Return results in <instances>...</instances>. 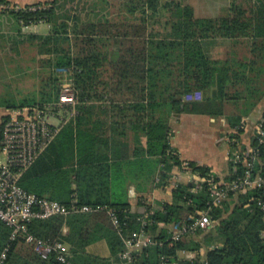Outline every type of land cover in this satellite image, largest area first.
Here are the masks:
<instances>
[{"label": "trees", "instance_id": "trees-1", "mask_svg": "<svg viewBox=\"0 0 264 264\" xmlns=\"http://www.w3.org/2000/svg\"><path fill=\"white\" fill-rule=\"evenodd\" d=\"M245 1L251 0H232L227 16L210 18L196 17L194 7L184 0H126L124 7L136 17L117 20L107 17L98 1L94 2L89 16L83 17L60 0L18 7H11L9 0H0L7 5L4 12L15 18L18 30L23 25L49 24L48 33L31 32L26 40L36 43L41 54H49L55 66L68 69L78 100L74 107H66L73 113L62 123L47 149L22 174L20 184L31 193L67 205L77 199L79 205L115 209L123 223L119 231L106 208L35 218L28 222V233L50 242L66 243L70 247L68 264H164L166 259L175 263L184 249L196 251L197 257L192 261L180 258V264H264V209L258 205L263 196L261 188L232 191L222 205L212 206L211 213L218 223L210 233L200 238L205 231L198 230L173 241L170 224L192 214L200 215L211 206L209 182L200 181L201 187L195 189L196 179L177 181L172 202H164L159 208L147 205L146 213L132 211L131 204L108 174L110 160L127 159L130 153L121 154L109 146L100 148V137L92 128V105L88 103L104 95L124 97L125 111L133 110L136 115L131 119L136 140L142 143L141 133L146 136V143L134 149L133 155L147 153L159 157L161 184L171 183L176 166L208 180L213 176L211 167L192 160L188 161V167L184 166L185 161L171 144L168 116L184 110L222 112L230 67L210 59L201 40L211 36L264 37V1L244 5ZM105 66L110 71L107 70L109 75L104 78ZM215 83L221 93L219 101L205 96V91ZM61 89L55 78L48 89L41 91L40 98L0 97V106L50 107L56 115L61 110L55 106ZM196 91L204 93V100L183 99ZM157 109L163 110V115L155 117L153 113ZM230 122L235 128L230 134L233 158L243 127L240 117L230 118ZM252 147L258 152L254 159L246 162L243 158L238 162L230 159L227 182L245 175L250 164L254 175L264 176V135L256 133ZM142 230L152 233L158 243L143 249L134 261H123L120 257L125 248L123 238ZM11 234L12 228L0 218V255L10 247L8 264H67L57 259L56 252L43 258L25 235L13 240ZM102 238L108 241L112 258L88 252L87 246ZM203 248H206L205 257Z\"/></svg>", "mask_w": 264, "mask_h": 264}, {"label": "crops", "instance_id": "crops-1", "mask_svg": "<svg viewBox=\"0 0 264 264\" xmlns=\"http://www.w3.org/2000/svg\"><path fill=\"white\" fill-rule=\"evenodd\" d=\"M9 1L26 5L46 0ZM255 2L257 0L245 1L244 5ZM231 3L232 0H204V13H199L195 3L192 6L196 17L218 18L229 14ZM201 42L205 54L210 59L230 67V80L223 93L222 112H172L168 116L170 140L182 160H192L209 166L214 177L219 180L227 179L230 174V134L235 131L230 118H241L243 131L239 141L245 148L252 147L253 136L264 117V37L211 36ZM108 69L110 70L109 66ZM205 92V96L212 101H219L217 99L221 93L217 83ZM205 96L202 93V98L198 100H204ZM183 99L191 101L186 99V95ZM88 103L92 105V128L94 134L100 137V148L109 146V149L114 147L121 151V154L127 151L130 153L127 159L110 160L108 174L116 189H119L131 204L132 211L146 213L147 205L159 208L164 202H172L175 181L198 179L196 173L176 166L171 183L161 184L162 164L159 157L147 153L139 157L133 155L134 149L146 143V136L141 133L142 143L136 140L137 132L131 124V119L136 115L133 110L125 111L124 97L104 95L93 98ZM12 110L14 109L0 106V123ZM163 113V110L157 109L153 114L159 117ZM67 119L68 117L62 120V123ZM109 154L111 155V152ZM172 226L173 224H170L169 227ZM87 250L95 255L112 258L111 248L105 238L90 243ZM205 252L202 251L203 257Z\"/></svg>", "mask_w": 264, "mask_h": 264}, {"label": "built area", "instance_id": "built-area-1", "mask_svg": "<svg viewBox=\"0 0 264 264\" xmlns=\"http://www.w3.org/2000/svg\"><path fill=\"white\" fill-rule=\"evenodd\" d=\"M59 102L55 106L64 108L74 107L78 100L74 94L71 79L69 85L61 89ZM202 93L196 91L186 95L188 100H198ZM54 106V107H55ZM9 116L0 123V218L12 228L11 239L25 235L26 240L34 244L35 250L43 257L48 258L52 253H57V259L62 263H70V250L66 243L57 240L50 242L45 239L36 238L28 233V222L35 218H49L55 215H69L75 212H91L94 210H108L114 225L122 231L123 223L117 211L104 205H79L74 199L71 205H67L55 199L39 196L26 190L20 184L22 174L35 162V160L47 149L53 139L60 131L62 124H55L51 116L55 115L52 108L14 109ZM243 127V125H242ZM257 133L264 135V117L261 119ZM263 140V139H261ZM238 149L231 158L238 162L254 159L258 152L253 147L242 148L239 142ZM188 167V161L184 162ZM198 175V174H197ZM195 179V178H194ZM193 180V179H190ZM197 188L202 181L209 182L211 192V206L201 211L200 215L192 214L187 219L173 223L171 228L173 241L184 238L187 234L196 233L198 230L208 231L217 224L211 213L212 206H220L229 199L233 191H246L253 188H261L263 196L258 200V205L264 209V176L260 173L254 175L250 164L245 175L230 182L215 180L212 176L207 178L198 175ZM175 185L177 182L175 181ZM174 185V186H175ZM146 223V221L144 220ZM125 248L120 253L123 261L129 263L136 259L138 254L146 247L158 243L155 236L144 230L126 236ZM7 246L0 255V264H8ZM197 252L192 250H181L180 257L175 263L166 259L164 264H180V258L194 260Z\"/></svg>", "mask_w": 264, "mask_h": 264}, {"label": "rangeland", "instance_id": "rangeland-1", "mask_svg": "<svg viewBox=\"0 0 264 264\" xmlns=\"http://www.w3.org/2000/svg\"><path fill=\"white\" fill-rule=\"evenodd\" d=\"M60 1L62 3L66 2L67 8L76 9L83 17L89 16L88 14L91 12L95 1L99 2V6L103 7L104 13L111 19L122 20L127 17L131 19L136 17L124 7L126 0ZM184 1L191 5L195 3L198 6L199 13L205 12L204 0ZM10 5L11 7L24 6L18 3H10ZM6 6V4L0 3V97H6L11 100L40 98L41 91L45 88L48 89L52 81H55V78L59 80L61 87L69 85L70 77L66 71L68 69L55 66V60L50 62L49 54H41L36 43L26 40L31 32L48 33L50 30L49 24L43 22L37 25H23L21 30H18L15 18L4 12ZM90 16H93V14H90ZM138 17L140 16L138 15ZM156 27L162 29L161 24H157ZM107 70L108 72L110 71L108 66H105L104 78L109 75ZM65 109L66 107L62 108L59 111L60 113L52 115L51 121L55 124H61L62 120H65L70 115V112ZM189 181L186 180L185 182ZM221 181H226V179H221ZM174 185L175 183H173ZM233 206L234 203H232ZM213 228L205 231L199 237L201 238L203 235L210 233ZM203 250L206 251V248H203Z\"/></svg>", "mask_w": 264, "mask_h": 264}]
</instances>
